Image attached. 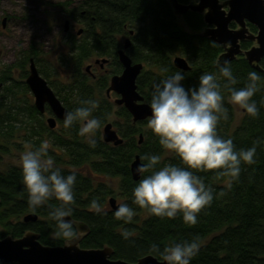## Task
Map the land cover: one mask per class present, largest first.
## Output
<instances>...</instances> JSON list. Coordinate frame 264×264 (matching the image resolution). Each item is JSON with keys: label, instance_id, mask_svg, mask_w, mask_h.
<instances>
[{"label": "trees", "instance_id": "obj_1", "mask_svg": "<svg viewBox=\"0 0 264 264\" xmlns=\"http://www.w3.org/2000/svg\"><path fill=\"white\" fill-rule=\"evenodd\" d=\"M177 1L188 3L191 0ZM47 3L83 21L87 31L81 39L70 35L65 40L66 53L52 58L49 70H42L44 78L68 110L79 106L78 102L83 99L97 101L93 115L101 119V127L113 115L112 126L123 140L118 145L103 142L100 128L95 147H90L78 134V122L67 129L65 135H54L48 139L52 146L63 147L62 156L47 150V155L56 163L54 166L59 167L64 174L76 172L71 217L84 221L89 227L80 246L89 248L107 244L113 249L112 258L133 262L145 254L161 259L158 253L152 251V244L162 250L179 240L198 237L200 248L190 264H264V56L258 62L259 69L248 63L242 54L228 62L236 77V83L231 87L244 86L250 71L260 76L258 90L251 98L258 108L255 117L243 110L236 117L234 104L229 102L230 93L221 77V95L228 116L218 122L217 134L231 138L237 149L255 144L254 162L241 166L239 177L231 182L230 187L228 176L215 174L219 170H193L206 185L211 186L213 199L197 214V223L188 225L179 214L175 218H160L132 203L133 187L147 174L141 172L138 180H132L129 164L135 154L139 155L143 163H147L143 159L145 154L161 155L157 167L164 163L180 165V160L162 149L158 139L147 129V118L133 123L131 115L123 106H116L106 97L104 89L107 87V76L90 82L82 71V64L93 55H106L112 60L110 74L118 73L120 65L116 49L121 46L119 37L129 36L130 45L126 52L133 62L143 65L136 78V86L144 101L149 102L154 83L176 71L183 72L185 79L182 83L186 88L194 86L202 73L219 75L216 58L222 51L217 43L199 33L206 26L202 14L189 10L177 17L169 0H82L72 10L67 8L70 0ZM230 26H234V23H230ZM247 26L250 31H256L254 25L247 23ZM130 29L133 30L131 35ZM251 44L252 41L248 40L240 43L242 49ZM175 55L183 56L189 69L176 68L172 63ZM30 56H34L38 64L45 65L41 47L31 42L28 49L20 54L15 66L24 71ZM65 63L71 64V74L60 80L61 84L49 79L51 76L56 77L58 68ZM11 66H6L0 72V81L4 85L0 88V152L5 150L3 144L11 145L14 132L23 128L27 130V137L31 135L28 131L34 128L30 126L29 118L36 119L38 124L35 148L42 142L39 132L46 129L40 118H37L34 106L23 101V96L21 101L16 97L18 92L27 90L24 83L7 82ZM23 123L25 125L21 126ZM139 134H142L140 143ZM0 191V224L4 227V230L0 229V238L7 234L20 236L24 230L30 229L39 233V240L43 244L59 245L64 242L53 236L54 221L48 215L59 201L52 198L35 211L30 209L21 182L20 168L7 166L0 171ZM115 195L135 209L130 222L125 223L113 216L115 209L108 205L107 199ZM92 199H96L104 211L96 213L90 210ZM29 211L38 215L35 221L25 223L21 219L19 225L9 226V218L20 219L21 215ZM125 229L129 234L127 238L122 236V230Z\"/></svg>", "mask_w": 264, "mask_h": 264}, {"label": "clouds", "instance_id": "obj_2", "mask_svg": "<svg viewBox=\"0 0 264 264\" xmlns=\"http://www.w3.org/2000/svg\"><path fill=\"white\" fill-rule=\"evenodd\" d=\"M219 75L202 73L198 83L185 87L183 72L176 71L158 83H154L149 100L150 115L147 129L158 139L167 153L180 160V165L164 163L159 154H145L147 163L138 165L140 172H147L132 189V203L146 209L147 213L160 218H175L178 214L188 225L197 223V214L209 205L213 199L211 186L195 174L193 170H219L216 175L229 177V184L239 177L241 166L252 164L256 154L253 144L237 149L231 138L217 134V124L227 119V109L221 95V77L223 85L230 93L229 102L238 106L251 117L258 114L256 102L252 100L257 92L260 76L255 71L247 74L242 87H231L236 83L228 62L219 66ZM79 106L65 111L62 125L65 129L79 123L78 134L90 147H95L97 131L101 128V119L93 115L97 101L80 100ZM48 142H42L34 149L25 150L19 156L21 182L26 193L27 204L35 211L52 198L59 201L48 215L54 221L53 236L62 239L66 246L83 235L70 219L74 203V184L76 172L62 173L47 156ZM96 213L104 211L96 199L89 204ZM113 216L125 223L130 222L135 209L121 202ZM127 230L122 236L128 237ZM153 252L158 253L166 264H190L199 251L198 237L191 240H179L166 245L162 250L152 244Z\"/></svg>", "mask_w": 264, "mask_h": 264}, {"label": "water", "instance_id": "obj_3", "mask_svg": "<svg viewBox=\"0 0 264 264\" xmlns=\"http://www.w3.org/2000/svg\"><path fill=\"white\" fill-rule=\"evenodd\" d=\"M172 10L177 17H181L187 11H194L202 14L206 26L199 32L217 43L222 51L216 58V65L229 62L242 54L243 57L259 69L258 62L264 56V0H191L188 3H180L177 0H169ZM5 18H2L4 24ZM234 23V26H230ZM247 23L255 26L256 31L249 30ZM68 20L64 21V29ZM132 29L129 30L131 35ZM252 41L246 48H241V41ZM130 45V38L126 37L123 46L117 49V57L122 65L119 74H114L109 79L106 94L113 91L118 96L113 99L116 106H123L131 115V121L144 120L150 115L149 103L144 101L143 96L138 92L136 78L141 72L143 65L140 62H133L126 53ZM29 73L25 82L34 96V106L38 111L44 110L47 103L54 116L47 118L49 127H53L55 119H63L66 107L63 106L53 90L48 86L46 80L41 77L33 63L29 60ZM101 59V62H104ZM173 65L180 70L189 69L187 60L181 55L172 58ZM142 134H139L141 142ZM101 140L112 145L122 143L111 122H106L101 129ZM144 164L138 154H135L129 164L132 180L140 178L141 172L138 165ZM108 205L116 209L118 204L113 196L108 199ZM37 219L34 212L22 216L23 222H33ZM70 219L77 229L83 231V235L66 246L63 242L59 245L43 244L39 240V233L26 229L20 236L13 237L7 234L0 238V264H166L161 258L152 254H145L135 261L129 262L121 258H112L113 249L104 244L101 247H81V239L88 233V225L78 219Z\"/></svg>", "mask_w": 264, "mask_h": 264}, {"label": "rangeland", "instance_id": "obj_4", "mask_svg": "<svg viewBox=\"0 0 264 264\" xmlns=\"http://www.w3.org/2000/svg\"><path fill=\"white\" fill-rule=\"evenodd\" d=\"M58 1L64 0H0V48L2 50L0 72L6 66L14 65L20 54L28 49L31 42L41 47L45 59L52 55L55 57L62 52L66 53L65 36H60V33H62L61 24L65 17L70 22H75V19L67 11H62L59 7L47 3ZM80 1L82 0H70L71 4L67 8L72 10ZM3 17H7V19L5 20L4 27H1ZM85 63L86 61L83 64ZM64 66L58 68L59 73L56 77L51 76L49 79L56 80L61 84L60 80L66 79L67 75L71 74L72 71L70 70L71 64L65 63ZM83 68L84 66H82ZM10 75L13 79L23 80L20 70L15 66L10 67ZM115 97L112 93L108 99L113 102ZM234 107L235 115L239 117L242 109L236 105ZM113 118V115L109 116L107 122L112 123ZM0 159V168H4L10 164L19 165L16 150H12L9 154L1 156ZM113 188L116 190L115 185ZM114 197L116 203L119 204L121 199L117 195ZM0 229L4 230V227L0 226Z\"/></svg>", "mask_w": 264, "mask_h": 264}, {"label": "flooded vegetation", "instance_id": "obj_5", "mask_svg": "<svg viewBox=\"0 0 264 264\" xmlns=\"http://www.w3.org/2000/svg\"><path fill=\"white\" fill-rule=\"evenodd\" d=\"M4 18H5V20L7 19V17H4ZM65 20H68V25H67L66 29H64V21ZM4 25H5V21H4V24H2V22H1V27H4ZM61 27H62L61 28V32L62 33H60L61 34L60 36H65V40L68 39V37L70 35H75L76 37H78V39H81L83 36H85V34H86L85 32L87 31V27H86L85 23L83 21H80L79 19H77V20L75 19V22H70L69 19L65 17L63 19L62 24H61ZM126 37H129V36L119 37L120 38L119 40H120L121 46L118 47L117 49H119V48H121L123 46V41H124V39ZM121 39H122V42H121ZM117 49H116V56H117ZM1 54H2V50L0 48V56H1ZM52 58H53V55L51 57H48V58L44 59V61H42V62L45 65H42L41 63L38 64V62L36 61L37 59H35L34 56H30L27 59V63L25 64V70L24 71L21 70L20 68H18L17 66H15V63L17 61L14 63V65H12V66H15L16 68H18L20 70L21 77L23 78V80L22 79L21 80L13 79V77L9 74V76L7 77V79H8L7 82L10 83L12 81H20V82H23L24 85L27 87V90L24 91L23 93L22 92H18L16 94V97H18V100L19 101H21V98H22L21 96H23V101H27V103H30V104H32L34 106V96L31 93L30 89L28 88V86H27V84L25 82V79H26V77H27V75L29 73V62H30L29 60H32L33 61V63L35 65V68H36L38 74L41 77L44 78L43 71L49 70L48 68L51 67V65H52ZM101 59H104L105 61L104 62H101ZM85 61H86V63L85 64H82V66H84V68L82 69V71H83L84 75H86V77L89 78L90 82H91V80L95 82V81L99 80L100 77L107 76L108 77L107 87H108V85H109V79L112 76L110 74V71H109V68L112 65L111 58L109 56H106V55H101V56L93 55L90 58L84 60L83 63ZM117 61H118L119 65H120V71L118 73H116V74H119L121 72V70H122V65L120 64V62L118 60V57H117ZM46 82H47V80H46ZM47 84H48V82H47ZM3 86H4L3 85V82L0 81V88L3 87ZM48 86H50V85L48 84ZM50 88L54 92L53 87L50 86ZM106 88L104 89V93H105V95H106L107 98H109L112 95V93L116 97L118 96L113 91H110L108 94H106ZM57 98L59 99L58 96H57ZM60 102H61V104L63 106H65L61 100H60ZM34 108L37 111V115H38L37 118H40V122L42 123L43 128H44V126H46V129H44L43 131L39 132L40 133L39 135L42 138V142L47 141L48 142V149H50L51 151H54V153L60 154V155L63 154L62 153V151H63L62 148L63 147L52 146L49 143V141H48V139L49 138H52L54 135H56V136L61 135L62 136V135H65L66 134L67 129H65L63 127V125H62V120L63 119H59V118L54 117V119H55L54 126L53 127H49V125L47 123V118H50L51 116H54V115H53L51 109L49 108V106L47 105V103L44 104V110L42 112L38 111L35 106H34ZM66 109H67V107H66ZM67 111H68V109H67ZM28 120H29L30 126H33V128H34V130L28 131V133H31V135L29 137H27L26 136L27 135V130H25L23 128L20 129L19 132H14V137L10 141L11 142V145L7 146V145L3 144V146L5 147V150L2 151V152H0V157L3 156V155L9 154L12 150H16V153H18V163H19V156H20L21 152L23 153L25 150H29V149L35 148L36 128L38 127V124L36 123V119H30L29 118ZM22 125H25V124L23 123V124H21V126ZM101 129H102V127H101ZM45 158L46 159H48V158L52 159V157L49 156V154ZM64 160L66 161V157H64ZM53 163H54V161H53ZM54 164H56V163H54ZM61 165H66V164L65 163H62ZM8 166L9 167H13L14 166V167L19 168V165L18 164H10ZM5 168H7V166L4 167V168H0V171L4 170ZM1 200H2V197H1V191H0V201ZM30 212L31 211H29L28 213H30ZM23 215L20 216L21 219H22V216ZM19 220L20 219H16L14 217L9 218V226L19 225V222H20Z\"/></svg>", "mask_w": 264, "mask_h": 264}]
</instances>
